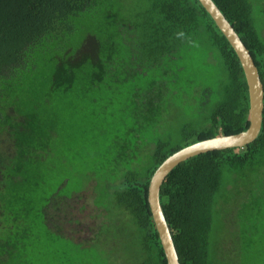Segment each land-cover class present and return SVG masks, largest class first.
Listing matches in <instances>:
<instances>
[{
    "label": "trees",
    "instance_id": "16d2710c",
    "mask_svg": "<svg viewBox=\"0 0 264 264\" xmlns=\"http://www.w3.org/2000/svg\"><path fill=\"white\" fill-rule=\"evenodd\" d=\"M212 2L264 92V4ZM247 127L240 63L197 0H0V264H166L150 177L179 149ZM159 202L179 264H234L226 203L241 254L258 250L237 264H264V93L256 139L179 163Z\"/></svg>",
    "mask_w": 264,
    "mask_h": 264
},
{
    "label": "water",
    "instance_id": "95a60500",
    "mask_svg": "<svg viewBox=\"0 0 264 264\" xmlns=\"http://www.w3.org/2000/svg\"><path fill=\"white\" fill-rule=\"evenodd\" d=\"M197 1L215 27L224 36L240 63L247 86L248 127L237 134L218 135L179 149L163 160L150 177L147 187V202L166 264H179L173 240L159 202L160 186L166 175L179 163L191 157L212 151L244 147L256 139L262 121L264 92L258 70L251 55L212 0Z\"/></svg>",
    "mask_w": 264,
    "mask_h": 264
},
{
    "label": "rangeland",
    "instance_id": "374dc122",
    "mask_svg": "<svg viewBox=\"0 0 264 264\" xmlns=\"http://www.w3.org/2000/svg\"><path fill=\"white\" fill-rule=\"evenodd\" d=\"M261 4H264V0H261ZM211 83L214 85L213 79H211ZM172 106H173V103H171L170 107H172ZM195 108H193V109H195ZM196 111H198V109H196ZM83 188H84V184L81 183V185H75V186L71 187L70 189L73 191H78V190L82 191ZM84 202H85V204H90V206L88 207L89 208L88 211L89 210L92 211L93 209H92L91 199L89 197H87L84 200ZM224 205H225V209H226V211H228V213L225 216V218L221 219L220 237H221V240L224 241V245L222 246L223 252L221 251V253H223V255H226L230 252L229 258L230 257L232 258V263H234V264L239 263V261H244V263H245L249 259H253V260L258 259L259 257L257 256V253H258L257 247H253L251 250H248L246 252V254H241L242 249L240 246V244H241L240 239H241L242 227H241V224L239 222V218L236 217L234 210L232 209V207H229V204L227 205V203H226ZM247 205H248V202H247ZM243 211H246V208L243 209ZM243 224L245 227L246 226L245 217H243ZM244 230H245V232H244V235H245L248 232V230L245 228H244ZM251 232H253V231H251ZM250 239H251V235H250ZM252 239H254V242H255L256 238L253 234H252ZM31 240H33V238H31ZM100 240H105V239H104V237H101L99 239V241ZM245 240L247 241L248 238L246 237ZM37 243H38V245H37L38 251L45 254V255H48V252L52 251L55 248L54 244H49L47 242L46 237L40 238L37 241ZM101 243L105 245V243H103V242H101ZM255 243H257V242H255ZM258 244H260V243H258ZM261 245H263V244H261ZM107 250H108V248H107ZM100 253H101L100 248H98V247L91 249V251L88 252V255H90L88 257L89 262L100 257ZM234 253H235V255H234ZM262 261H263V259L261 257L260 261H258L255 264H261ZM113 262H114L113 259H110V263H113Z\"/></svg>",
    "mask_w": 264,
    "mask_h": 264
},
{
    "label": "clouds",
    "instance_id": "9594fccd",
    "mask_svg": "<svg viewBox=\"0 0 264 264\" xmlns=\"http://www.w3.org/2000/svg\"><path fill=\"white\" fill-rule=\"evenodd\" d=\"M176 35H177V38H183L185 36V33L181 31V32H178ZM191 43L193 47H198V44L196 42L193 41Z\"/></svg>",
    "mask_w": 264,
    "mask_h": 264
}]
</instances>
